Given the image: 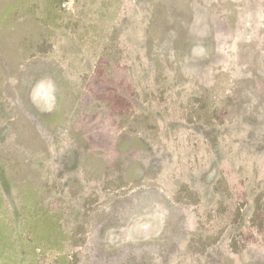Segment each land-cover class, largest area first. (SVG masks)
Segmentation results:
<instances>
[{"label": "rangeland", "instance_id": "1", "mask_svg": "<svg viewBox=\"0 0 264 264\" xmlns=\"http://www.w3.org/2000/svg\"><path fill=\"white\" fill-rule=\"evenodd\" d=\"M0 264H264V0H0Z\"/></svg>", "mask_w": 264, "mask_h": 264}]
</instances>
